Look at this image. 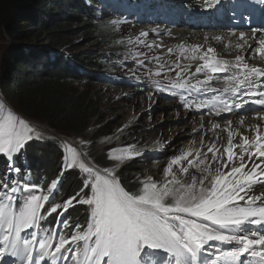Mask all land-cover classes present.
Wrapping results in <instances>:
<instances>
[{
	"label": "snow or ice",
	"instance_id": "obj_1",
	"mask_svg": "<svg viewBox=\"0 0 264 264\" xmlns=\"http://www.w3.org/2000/svg\"><path fill=\"white\" fill-rule=\"evenodd\" d=\"M256 31H264V28L252 29L254 34ZM215 39L220 40V37ZM253 39L259 47L252 52L264 59V37L254 35ZM239 40L244 44H236V48L252 47L244 32L240 33ZM191 52V59L202 62L192 75L203 73L204 79L197 78L195 83L184 79L172 83L171 88L197 93L221 91L213 89L211 82L219 79L217 73H230L222 91L231 93L233 98L203 99L195 104V109H214L219 116L251 104L259 106L251 109L254 118L264 120V70L250 66L243 55H236L234 62L219 58L211 47L199 55L200 46ZM185 106L192 107L186 101ZM243 122L241 116V125ZM226 123L230 129L232 121ZM248 127L254 128V138L241 135L239 144L233 143L234 134L239 133L225 129L228 139L222 146L221 156L226 155V160L217 156L220 149L215 144L208 147L212 161L220 166L199 181L193 176L191 183H184L172 171L177 165L182 173L188 172L182 161L193 156L191 150L170 158L162 184L148 177L141 182L138 191L132 192L121 186L116 175L118 166L106 167L101 172L78 162L77 150L69 147L60 176L45 190L39 184H22L14 175H8L22 171L16 166L15 157L28 142L34 138L41 140L42 135L12 111L5 112L4 104L0 103V155L8 161L7 172L0 177V228L4 231L0 238V264H5L4 257L9 258L7 264H67L68 261L72 264H158L157 257L159 264H264V192L250 194L253 185L264 186V159H261L264 158V132L259 124ZM113 151L116 150L109 152L110 159L125 158L124 154L113 157ZM204 155L206 157L207 153ZM200 156L197 151L193 159L188 160L189 167L197 159L203 164ZM77 164L79 171L87 174L81 190L60 204H50V198L59 191L64 168L73 169ZM22 194L23 200L20 199ZM169 199L171 203L167 202ZM46 204H49L47 209ZM75 204L88 206L86 226L77 223L72 227L68 220L60 219ZM54 213L57 224L71 228L69 235L50 231L38 239L33 231L30 238H21L22 232L40 228L45 216ZM211 242L232 247L223 250ZM37 246L39 251H36ZM204 254L213 259H202Z\"/></svg>",
	"mask_w": 264,
	"mask_h": 264
},
{
	"label": "trees",
	"instance_id": "obj_2",
	"mask_svg": "<svg viewBox=\"0 0 264 264\" xmlns=\"http://www.w3.org/2000/svg\"><path fill=\"white\" fill-rule=\"evenodd\" d=\"M88 1L97 0H0V88L15 110L62 136L84 137L97 128L91 140L98 144L112 132L114 124L107 122L101 98L89 87L106 79V71L109 73L117 64L115 55L103 48L116 41L108 32V24L101 27L97 23L98 12ZM76 36L82 37L86 48L74 42ZM92 152L94 164L103 165L104 160L109 165L104 146L94 144ZM62 162L59 142L42 136L26 144L15 164L22 170L17 173L22 184L38 181L46 190L59 176ZM143 165L136 157L121 166L118 176L126 190L137 191L139 176L134 173ZM7 168L8 161L0 157V177ZM38 172L43 173V179H34ZM84 182L80 171H68L50 204L76 195ZM65 218L72 227L77 223L86 226L88 206L75 204ZM56 223L54 213L45 216L41 228L45 224L52 229Z\"/></svg>",
	"mask_w": 264,
	"mask_h": 264
},
{
	"label": "rangeland",
	"instance_id": "obj_3",
	"mask_svg": "<svg viewBox=\"0 0 264 264\" xmlns=\"http://www.w3.org/2000/svg\"><path fill=\"white\" fill-rule=\"evenodd\" d=\"M173 2H176V0ZM162 3H169V0H150L142 6L135 8L132 12L124 10V13L129 15L124 19V13L120 10L116 0H102V3L98 8L99 13L101 14L98 22L103 21L101 22V25L104 26V20L112 19L111 21H108L109 25L114 26L112 33L115 36H118V30L120 36L124 38L125 41L128 40L130 42V48L134 46V42L131 39L133 37L132 35L137 36L139 33L146 32L147 35L149 34V37L146 38L145 41L148 42L147 46L151 54L145 52L143 57H136L129 52L120 51L119 53H116L114 51V54H123L128 57L127 62L123 66H118L116 70L118 75L122 77V81L120 83L110 84L100 80L97 84L89 87L90 90H93V94H96L99 99L101 98V108L104 112H107V122L114 124L112 132L108 134L109 137H104L98 142V144L91 140V143L87 146V140H89V138L96 132L97 128H95V131L92 130L88 132L84 139L73 140L68 138L71 143L78 147H73L77 150L78 162H83L82 154L86 156V153H93L92 146L94 144L104 146L105 153L109 149L110 151L116 150L112 152L113 157L124 154L125 158L123 160L128 157H133L132 153H139L144 156L145 164L142 166V170L138 172L139 188L141 187V182L145 181L148 177H151L152 180L158 184L164 182V169L170 163V158L180 155L182 152L181 147L185 143L190 142L192 128L195 123H198L197 119H199L196 115L193 117L197 111L194 109L199 98L193 99L192 109L189 111L187 110L188 114H185L190 115L191 117L183 116V114L176 109L175 103L172 101L174 99V94L166 93L168 89H172V83L180 82L181 78L187 73H185L186 67H182V73H180L178 65L181 63L184 64V61L179 58L177 53L172 51L174 47H171V41H169L170 43L168 42L169 38L166 32L163 31V29L154 27V24H156L155 22L150 24L148 22V17H145L142 14V11L148 9L152 11ZM155 13L156 12H154V14ZM133 14L138 15L139 19H134ZM157 17V19H159V16ZM116 21L117 26L112 24ZM73 40L76 44L81 45V49L86 48L83 47L81 36H76ZM105 48H111V46H105ZM158 55H161L162 57L156 58ZM135 58L141 60L143 66H140ZM166 60L171 64L174 63L173 66L169 69H163L161 66V71L159 72L160 75H156V69L159 68L157 63L163 64ZM177 73H180V75L178 76ZM79 89L83 90L85 87L80 86ZM185 101L187 102L188 100ZM0 103L4 104L5 112L12 111L18 117L26 120L30 126L40 132L42 136L52 137L37 122L30 121L16 113L7 102ZM168 104H171L172 107H169ZM168 114L172 116L173 122H170L167 119ZM201 119H207L205 118L203 110L201 111ZM188 120L194 121L189 125V129L186 128ZM57 135L61 136L59 134ZM130 141H132V144L126 146ZM190 145L191 144L189 143V146ZM66 148L68 150L69 146ZM126 149L128 150L127 153L124 152ZM187 150L188 148L185 152H187ZM200 151L202 150L200 149ZM109 152L105 154L106 157L109 156ZM203 152L207 153L206 157L205 155L202 157V153L200 156V159H203L204 163L201 164L199 159L194 160L193 166L188 168L187 173H182L180 171V166H173L172 171L175 173L176 178L184 183H191L193 176L199 181L202 177L207 176L208 172L214 173L215 170L210 171L209 169V171H205V169L213 163L212 153L208 152V148H205ZM112 159L116 160L114 158ZM118 162L121 164L123 163L122 160H118ZM103 163L106 164L104 160ZM105 164H103L105 168L110 166V164ZM184 164V167H188V162H184ZM118 165L119 164H116L115 166ZM76 169H79L78 164ZM117 171L116 167V172ZM171 178V176L168 177L169 180ZM207 183L208 180L205 181V184ZM121 184L123 186V183ZM197 187H199V185H197ZM61 227L62 226L60 225L59 229ZM32 232L31 229L22 232L21 238H30ZM70 232V228L60 231V233L65 236L70 234ZM3 233V229L0 228V238H2ZM47 233L48 231L42 232L41 238L45 237ZM8 260V257H4L5 264H7ZM67 264H72V262L68 261Z\"/></svg>",
	"mask_w": 264,
	"mask_h": 264
},
{
	"label": "bare ground",
	"instance_id": "obj_4",
	"mask_svg": "<svg viewBox=\"0 0 264 264\" xmlns=\"http://www.w3.org/2000/svg\"><path fill=\"white\" fill-rule=\"evenodd\" d=\"M121 1H125V2L132 3L129 0H121ZM182 1L183 0H177V2H180V3ZM201 1L202 0H196L195 2L190 3L187 6L182 7L181 9H185L186 11L191 10L194 3H200ZM225 1H227V0H220L219 3H215L214 0H209L208 2H209V5L211 4V5L217 6L219 8V6L223 2H225ZM246 3L247 2H244L242 4H237V6H238V8H239L240 11L238 13L235 12V11L234 12L233 11L230 12L229 13V19H225L224 17H221L219 19V21H218L219 22L218 24L220 26H229L230 24L224 23V22H227V20H229L231 23H235L237 25L243 26L245 24L244 23L245 22L244 19L246 17L245 15H251V14H249V12L245 11V9H244ZM200 6H202V5H200ZM195 10L198 11L197 15L200 16L201 7L200 8H197ZM96 11L98 12L97 23H99V25L101 27H105L107 24L109 25V22L108 21H111L112 19L104 20L105 21L103 23L104 26H102L101 25V22H103V21L98 22L99 19H100L101 14L99 13V10L98 9H96ZM226 11H228L227 8L225 9V12ZM243 13H244V16H242ZM165 16L167 17L166 19H165ZM159 18H161V19L163 18L164 19V22H170V19H171L166 14H164L162 17H159ZM186 18L187 17L185 15H181L180 16V19H179L178 25H177V29L174 30L172 36L170 35L171 36V40L176 44V47H179L182 44H185V45L191 46V47H194L195 45H198V46H200L201 51H204V50H206V48H205L206 43H210L211 46H214L216 48L215 49V55L218 56L219 58H222V59H232V58H235L236 55H243L245 59H248L250 57L249 55L251 53H249V50H248L249 47H248V45H244L243 48H236L235 45L236 44H244V41L239 40L240 33L241 32H244L246 34V32H252V28H250V27L238 28V30L235 32V34H233V36H231L230 34H226V35L225 34H219L217 32H212V31H193L192 29L187 28V26H185V24L182 27L183 21H185ZM211 23L212 22H208L207 21V22L203 23L201 26L207 27ZM160 25H163V23H160ZM107 28H108V32L112 34V31L114 30V26L113 25H109V26H107ZM167 30H169V29H167ZM254 35H255V37H264V31H257ZM215 37H220V40L215 39ZM119 39H120L119 36H115L114 37V40L116 42L119 41ZM169 41H170V38L168 39V42ZM254 42H257V40L255 39ZM129 43L130 42L128 41V43H127L128 46H129ZM248 44L252 45V41L249 40L248 41ZM257 44H258V42H257ZM171 47H173V44H171ZM221 53H223L224 55L221 56ZM181 56L184 59H185V57H189L188 54L183 55L182 53H181ZM182 57H181V59H182ZM186 59L188 60L189 66L187 68L188 69L187 74L184 76V78H188L189 83H195L196 79L199 78V75L198 74L192 75V74L195 73V68L197 66V65H193L192 66V64L193 63H198L199 60L198 59L197 60H192L191 58H186ZM184 64L186 65L185 62H184ZM106 72L107 73H105V75H107L108 77H111V74L108 73V70ZM217 75L218 76H226V73H218ZM212 88L213 89H218L216 86H212ZM217 93H219V91H212L211 90L210 95L213 96V95H215ZM222 97L223 98H227V99H231V97L228 96V95H225V96H222ZM206 99H208V100H214L215 98H206ZM171 104H168V106L169 107H172ZM206 109L208 111L213 110V109L210 110L209 108H206ZM195 115H193V117ZM183 116H190V115L183 114ZM167 119L170 122H173V118H172V116L170 114L167 115ZM227 120H231L232 121V125H231V128L230 129H228V125L226 123ZM197 121H198V123H195L194 127L192 128V134L190 135V142L189 143L191 145L189 146V143L188 142H187L188 144L185 143L181 147V151L182 152H185L186 149L188 148L187 151L191 150L192 153H193V155H194L197 151H199L205 145H208V147H210L213 144H215L216 147L220 149V151L217 153V156L218 157H220L221 156V153H223V147L222 146L223 145H226V143H227L228 135H227V131L225 129L232 130L234 133H236V132L240 133V132H242L243 129H246L245 126H250V125L251 126H255V125H258L259 124L258 123V120L251 119V120H247L245 122V125L244 126H241L240 125L241 124L240 123V120L238 118H232L231 119V116L230 115L224 117L223 119H210V123H209V119H197ZM193 122L194 121L188 120L187 127L186 128L189 129V125L192 124ZM214 124H219L220 127H221V130L218 131L217 130L218 128H214L213 127ZM185 135H183V136H185ZM237 136L238 135H235L234 134V137H233V143L234 144L236 143L234 141H235V138ZM237 141L240 142L241 141V138L239 140H237ZM65 142H64V144L66 146H68V144H66ZM70 145H73V147H77L76 145L74 146L73 143H71ZM129 153H131V152H129ZM110 160H113V159H110ZM129 160H131V159H129ZM234 162L235 163H238V161H234ZM257 162H259V161H257ZM103 164H105V163H103ZM64 165H65V162H62V166H64ZM108 167H114V166H108ZM64 170H66V171L64 173L63 178L61 179V183L58 185V189L63 184V182L66 180L67 172L68 171H72L71 169H67L66 167L64 168ZM227 170L228 169H222V171H227ZM116 175L118 176V171L116 172ZM134 175H136L137 177L139 176L138 172H135ZM43 178H44L43 173H41V172L39 173L38 172L37 176L34 179L35 180H41ZM118 178H119V176H118ZM119 180H120V178H119ZM120 182L122 183L121 180H120ZM35 183L38 184V181H36ZM121 186H122V184H121ZM257 186L260 189H255V191H257V192H262L263 191L264 192V186H260V185H257ZM257 195H259V194H257ZM23 199H24V195L21 198V200H23ZM241 203H243V201H241ZM63 215L68 216V211L66 213H64ZM32 231H35V230L32 229ZM35 233L37 235H39V237H41V233L42 232L40 230L36 231ZM213 245H217L218 247L222 248L223 250H229L232 247V245H218V242H213ZM209 251H213V249H209ZM248 258L249 259H252L250 256ZM156 259H157V261H159V258L158 257ZM202 259L211 260V259H213V257L208 256L207 254H204L202 256Z\"/></svg>",
	"mask_w": 264,
	"mask_h": 264
}]
</instances>
